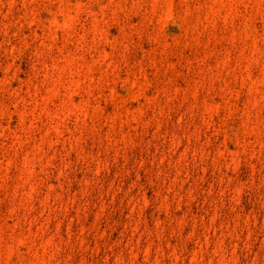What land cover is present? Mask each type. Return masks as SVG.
Listing matches in <instances>:
<instances>
[{"label": "rangeland", "instance_id": "374dc122", "mask_svg": "<svg viewBox=\"0 0 264 264\" xmlns=\"http://www.w3.org/2000/svg\"><path fill=\"white\" fill-rule=\"evenodd\" d=\"M0 264H264V0H0Z\"/></svg>", "mask_w": 264, "mask_h": 264}]
</instances>
